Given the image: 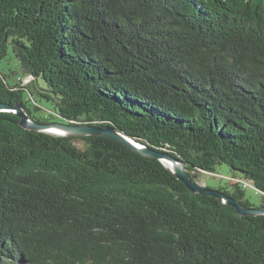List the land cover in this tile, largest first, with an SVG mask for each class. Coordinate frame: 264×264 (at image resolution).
<instances>
[{"label": "trees", "instance_id": "1", "mask_svg": "<svg viewBox=\"0 0 264 264\" xmlns=\"http://www.w3.org/2000/svg\"><path fill=\"white\" fill-rule=\"evenodd\" d=\"M9 49L25 77L0 72V104L112 125L193 176L225 166L230 188L206 186L264 207V0H0V64ZM0 264H264V216L119 141L0 112Z\"/></svg>", "mask_w": 264, "mask_h": 264}, {"label": "water", "instance_id": "2", "mask_svg": "<svg viewBox=\"0 0 264 264\" xmlns=\"http://www.w3.org/2000/svg\"><path fill=\"white\" fill-rule=\"evenodd\" d=\"M0 112H9L15 114L20 118V125L26 130H31L35 132H44L53 134L56 136H65L70 138H84L89 136H99L106 137L116 141H119L126 145L128 148L134 152L148 158H155L161 161L164 165L167 162H171L173 169L166 167L174 174V176L181 181L186 188L193 194H199L203 196L214 197L224 204L235 209L237 214L241 216H264V207H252L247 208L243 206L240 202L234 199L232 196L217 190L207 187L206 185L199 184L196 181V177L192 173L188 172L187 165L181 159L169 154L161 153L154 149H150L119 132L116 127L112 125H106L105 127L84 124L80 122L73 123H41L33 120L29 113L26 112L24 106L18 103L15 106H9L5 104H0ZM53 114V113H52ZM60 130L62 133H57L53 130ZM223 178V177H222Z\"/></svg>", "mask_w": 264, "mask_h": 264}, {"label": "rangeland", "instance_id": "3", "mask_svg": "<svg viewBox=\"0 0 264 264\" xmlns=\"http://www.w3.org/2000/svg\"><path fill=\"white\" fill-rule=\"evenodd\" d=\"M0 72L3 75H9L11 72L13 73V78H9V82L11 84H14L17 81V79H22L23 76H24L23 72H22V70H21V68L19 66V63L15 59L11 49H9L7 57L0 64ZM39 84H40L41 87H43V83L41 81L39 82ZM28 87H30V85ZM30 89H32V88L30 87ZM32 91H33L34 94L32 95L31 99L36 104H38V106L41 107V111L35 113V117L38 118V119H45L47 116H51L50 114H52L54 112V110H55L54 103L48 102L45 99L41 98L40 96H38L35 93V91L33 89H32ZM24 98L26 100H29L30 96L26 93ZM27 106L30 109H33V104H32L31 101L27 102ZM77 146L78 147H83V143L77 142ZM216 172L218 174L224 176V177L222 178L221 176L216 175V174L215 175H211V174H206V175L205 174H195L196 181L199 184L208 185V186H210L212 188L223 187V188L229 189L230 186L228 184V181H229L228 177H232L234 175L225 166L218 167L216 169ZM246 196H247V199L250 200L252 205L259 206L261 204L262 195L260 193H257L254 189L248 188L246 190Z\"/></svg>", "mask_w": 264, "mask_h": 264}, {"label": "bare ground", "instance_id": "4", "mask_svg": "<svg viewBox=\"0 0 264 264\" xmlns=\"http://www.w3.org/2000/svg\"><path fill=\"white\" fill-rule=\"evenodd\" d=\"M41 103H42V102H41ZM53 131H55V132H57V133H62L60 130H56V129L53 130ZM165 165H166L168 168L173 169V166H172L171 162H167V161H166Z\"/></svg>", "mask_w": 264, "mask_h": 264}, {"label": "built area", "instance_id": "5", "mask_svg": "<svg viewBox=\"0 0 264 264\" xmlns=\"http://www.w3.org/2000/svg\"><path fill=\"white\" fill-rule=\"evenodd\" d=\"M32 80H33L32 77H28L27 79H25L24 83H25V84L31 83Z\"/></svg>", "mask_w": 264, "mask_h": 264}]
</instances>
